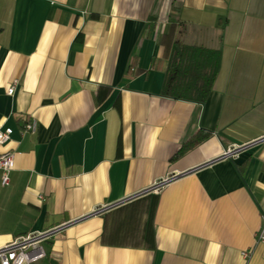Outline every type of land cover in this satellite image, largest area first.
I'll use <instances>...</instances> for the list:
<instances>
[{
	"label": "crops",
	"instance_id": "crops-1",
	"mask_svg": "<svg viewBox=\"0 0 264 264\" xmlns=\"http://www.w3.org/2000/svg\"><path fill=\"white\" fill-rule=\"evenodd\" d=\"M174 39L219 50L204 102L161 93ZM6 126L33 264H264V0H0Z\"/></svg>",
	"mask_w": 264,
	"mask_h": 264
},
{
	"label": "trees",
	"instance_id": "trees-1",
	"mask_svg": "<svg viewBox=\"0 0 264 264\" xmlns=\"http://www.w3.org/2000/svg\"><path fill=\"white\" fill-rule=\"evenodd\" d=\"M219 67V50L174 39L167 57L161 93L176 99L204 102ZM208 132L198 129L179 148L183 151Z\"/></svg>",
	"mask_w": 264,
	"mask_h": 264
},
{
	"label": "built area",
	"instance_id": "built-area-1",
	"mask_svg": "<svg viewBox=\"0 0 264 264\" xmlns=\"http://www.w3.org/2000/svg\"><path fill=\"white\" fill-rule=\"evenodd\" d=\"M17 78H13L11 84L7 88V93L12 94L15 90ZM34 122H26L25 129H33ZM12 128L6 126L0 128V146L7 142L10 138ZM231 151L226 150L225 153ZM15 153L13 149L0 150V179L3 184L9 182V172L14 167ZM52 232V229L27 233L17 236L7 243L0 245V264H33L43 258L46 254L44 239ZM257 240H264V226L257 234ZM243 255L248 253L243 250Z\"/></svg>",
	"mask_w": 264,
	"mask_h": 264
}]
</instances>
